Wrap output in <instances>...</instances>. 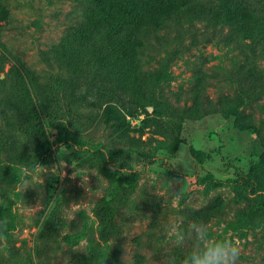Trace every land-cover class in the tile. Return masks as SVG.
<instances>
[{
	"label": "rangeland",
	"instance_id": "1",
	"mask_svg": "<svg viewBox=\"0 0 264 264\" xmlns=\"http://www.w3.org/2000/svg\"><path fill=\"white\" fill-rule=\"evenodd\" d=\"M0 1L8 12L0 113L16 98L15 64L50 102L42 133L0 120V221L9 245L0 264H181L189 248L164 230L177 218L232 233L239 264H264V207L228 183L253 168L264 174L260 43L232 42L226 26L172 18L146 34L136 78L120 89L103 68L74 72L66 59L84 0ZM111 98L121 112L106 123ZM237 118L256 130H240ZM185 151L191 169L171 168L169 158ZM37 162L47 171L25 188L20 166ZM209 175L225 183H202Z\"/></svg>",
	"mask_w": 264,
	"mask_h": 264
},
{
	"label": "trees",
	"instance_id": "2",
	"mask_svg": "<svg viewBox=\"0 0 264 264\" xmlns=\"http://www.w3.org/2000/svg\"><path fill=\"white\" fill-rule=\"evenodd\" d=\"M84 1L88 4L84 23L68 36L64 45L66 59L74 72H81L86 68H103L104 77H108L107 82L115 81L120 89L127 88L130 81L136 78L135 67L140 50L145 46L146 34L152 30L164 29L172 18H176L180 24L203 21L211 26H226L230 29V41L257 42L264 50V0ZM7 20L8 12L0 1V27ZM6 61L8 56L0 43V73ZM11 70L15 73L13 78L16 79L14 82L17 88L13 95L16 98L14 101L5 99L8 103L7 111L0 113V120L6 121L10 127L25 126L36 133H42L45 128L41 113L43 109L47 110V104L50 106L49 101L36 96L41 95L40 88L43 86L35 84L34 79L30 80L21 66L15 64ZM22 93L26 94V98H22ZM111 99L104 102L106 123L112 121V113L120 115L121 112L120 106L117 107L113 98ZM1 101L0 98V103ZM182 113L184 117H201L189 116L188 109H183ZM235 123L240 130H256L254 124L244 119L237 118ZM261 161L264 162V153ZM201 181L210 186L225 183L211 175ZM228 183L258 197L264 207L263 173L253 168L248 173H240ZM46 228L49 233H56L55 230Z\"/></svg>",
	"mask_w": 264,
	"mask_h": 264
},
{
	"label": "clouds",
	"instance_id": "3",
	"mask_svg": "<svg viewBox=\"0 0 264 264\" xmlns=\"http://www.w3.org/2000/svg\"><path fill=\"white\" fill-rule=\"evenodd\" d=\"M169 161L171 168L184 169L186 172L191 169L186 151L178 152ZM140 168V163H137V170ZM45 171L47 170L38 162L31 168L20 166L21 183L27 188L31 183L28 177H38L41 180ZM164 230L177 246H188L189 250L181 264H239L241 245L232 233L213 235L208 223L193 221L185 226V222L179 218L171 220L164 226ZM8 249L7 221L4 220L0 221V252L7 255ZM170 264H176L174 258Z\"/></svg>",
	"mask_w": 264,
	"mask_h": 264
}]
</instances>
